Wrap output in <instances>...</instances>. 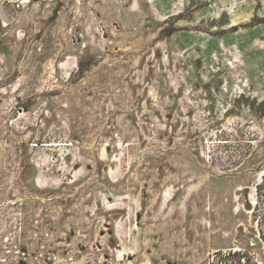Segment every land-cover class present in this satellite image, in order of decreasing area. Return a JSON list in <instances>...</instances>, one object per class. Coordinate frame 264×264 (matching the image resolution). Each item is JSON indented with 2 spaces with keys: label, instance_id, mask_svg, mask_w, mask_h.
Wrapping results in <instances>:
<instances>
[{
  "label": "rangeland",
  "instance_id": "374dc122",
  "mask_svg": "<svg viewBox=\"0 0 264 264\" xmlns=\"http://www.w3.org/2000/svg\"><path fill=\"white\" fill-rule=\"evenodd\" d=\"M262 237L264 0H0V264H264Z\"/></svg>",
  "mask_w": 264,
  "mask_h": 264
},
{
  "label": "trees",
  "instance_id": "16d2710c",
  "mask_svg": "<svg viewBox=\"0 0 264 264\" xmlns=\"http://www.w3.org/2000/svg\"><path fill=\"white\" fill-rule=\"evenodd\" d=\"M259 188H260V186L258 185V189H259ZM249 210H250V209H249ZM261 240H263V241H264V237H262V238H261ZM241 260H242V259H241Z\"/></svg>",
  "mask_w": 264,
  "mask_h": 264
}]
</instances>
